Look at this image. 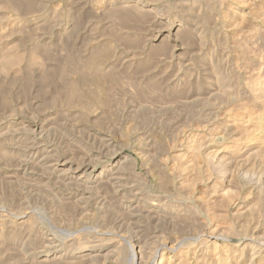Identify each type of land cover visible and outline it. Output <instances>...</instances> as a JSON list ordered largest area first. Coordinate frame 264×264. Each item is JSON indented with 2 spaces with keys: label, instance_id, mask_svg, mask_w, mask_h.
<instances>
[{
  "label": "rangeland",
  "instance_id": "obj_1",
  "mask_svg": "<svg viewBox=\"0 0 264 264\" xmlns=\"http://www.w3.org/2000/svg\"><path fill=\"white\" fill-rule=\"evenodd\" d=\"M0 264H264V0H0Z\"/></svg>",
  "mask_w": 264,
  "mask_h": 264
}]
</instances>
